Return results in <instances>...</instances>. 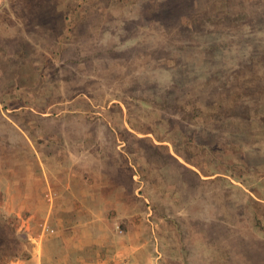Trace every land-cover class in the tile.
Returning a JSON list of instances; mask_svg holds the SVG:
<instances>
[{
	"label": "rangeland",
	"instance_id": "rangeland-1",
	"mask_svg": "<svg viewBox=\"0 0 264 264\" xmlns=\"http://www.w3.org/2000/svg\"><path fill=\"white\" fill-rule=\"evenodd\" d=\"M3 72L0 264H264V0H0Z\"/></svg>",
	"mask_w": 264,
	"mask_h": 264
},
{
	"label": "crops",
	"instance_id": "crops-1",
	"mask_svg": "<svg viewBox=\"0 0 264 264\" xmlns=\"http://www.w3.org/2000/svg\"><path fill=\"white\" fill-rule=\"evenodd\" d=\"M3 74L4 72L0 73V81ZM92 229L87 224L73 228L55 227L51 232L44 233L39 239L41 244L51 242V244L55 243L56 247L53 249L52 257L49 255V251L44 253L43 257L53 259L56 264H60L59 260H61V264H137L136 261L125 260L124 251L115 246L118 237L106 227L103 230ZM58 244H61L60 250H56ZM132 249L125 251L129 253ZM34 258L30 264L45 263H41V259L37 256Z\"/></svg>",
	"mask_w": 264,
	"mask_h": 264
},
{
	"label": "trees",
	"instance_id": "trees-1",
	"mask_svg": "<svg viewBox=\"0 0 264 264\" xmlns=\"http://www.w3.org/2000/svg\"><path fill=\"white\" fill-rule=\"evenodd\" d=\"M190 2H193L194 4H195V2H197V0H190ZM14 64L15 63H13V66H14ZM244 196L246 197V199L248 200V202H250L251 204H253V205H255L256 204V202L254 201V199H252V197L251 196H249L248 194H245L244 193ZM254 221H255V218H254ZM232 238L233 239H236V240H241V237H240V235H239V233L237 234V235H235V234H233L232 233ZM251 241H253L254 243H253V247L256 249V250H260L261 248H258L257 246L259 245V242L258 241H260V239L258 240V239H254V237H252L251 238Z\"/></svg>",
	"mask_w": 264,
	"mask_h": 264
}]
</instances>
